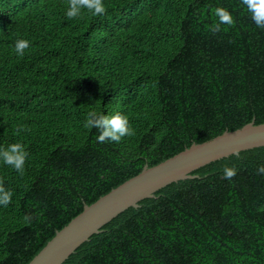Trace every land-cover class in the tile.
<instances>
[{"label":"trees","instance_id":"16d2710c","mask_svg":"<svg viewBox=\"0 0 264 264\" xmlns=\"http://www.w3.org/2000/svg\"><path fill=\"white\" fill-rule=\"evenodd\" d=\"M0 0V146L23 142L24 175L0 164V264H28L90 205L144 165L264 123V29L242 0ZM235 23L209 30L213 9ZM17 38L28 39L20 57ZM128 115L135 135L99 143L87 112ZM235 166L231 182L223 166ZM264 146L192 171L129 207L63 264H264ZM30 217V220H26Z\"/></svg>","mask_w":264,"mask_h":264},{"label":"water","instance_id":"95a60500","mask_svg":"<svg viewBox=\"0 0 264 264\" xmlns=\"http://www.w3.org/2000/svg\"><path fill=\"white\" fill-rule=\"evenodd\" d=\"M264 146V123L253 121L233 131H224L202 143H192L179 153L127 179L69 221L28 264H63L90 236L129 207L154 196L166 185L192 178V171L212 161L254 147Z\"/></svg>","mask_w":264,"mask_h":264},{"label":"clouds","instance_id":"9594fccd","mask_svg":"<svg viewBox=\"0 0 264 264\" xmlns=\"http://www.w3.org/2000/svg\"><path fill=\"white\" fill-rule=\"evenodd\" d=\"M243 7L250 14L254 24L264 29V0H242ZM104 0H69L65 6V16L70 20L80 19L85 14L91 16H102L106 13ZM214 22L209 25L212 32L224 30V26H231L235 23L232 12L223 6H217L213 9ZM28 39L17 38L14 44L15 53L22 57L25 50L29 49ZM85 127L96 129L95 139L103 144L105 142H121L125 137L134 136L135 129L131 126L128 115L119 109H113L105 114L101 110L91 109L87 112ZM29 152L23 142L17 141L6 143L0 146V164L9 166L21 176L25 173L26 160ZM224 178L229 182L237 175L238 169L235 166H229L227 163L223 166ZM257 174L264 176V164L257 167ZM12 192L0 185V206H7L11 202ZM30 220V217H26Z\"/></svg>","mask_w":264,"mask_h":264}]
</instances>
